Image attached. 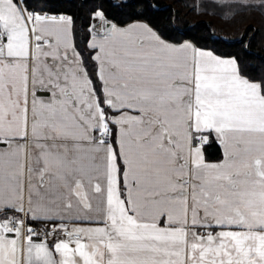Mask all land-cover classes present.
Listing matches in <instances>:
<instances>
[{
    "label": "snow or ice",
    "instance_id": "1",
    "mask_svg": "<svg viewBox=\"0 0 264 264\" xmlns=\"http://www.w3.org/2000/svg\"><path fill=\"white\" fill-rule=\"evenodd\" d=\"M179 2L0 0V264H264V0Z\"/></svg>",
    "mask_w": 264,
    "mask_h": 264
},
{
    "label": "trees",
    "instance_id": "2",
    "mask_svg": "<svg viewBox=\"0 0 264 264\" xmlns=\"http://www.w3.org/2000/svg\"><path fill=\"white\" fill-rule=\"evenodd\" d=\"M162 3H163V4H168V5H175V7L181 11V14H182V15H183V14L185 13V11H186V9H184V8L182 7V5L180 4L179 0H162ZM187 18H188L189 20H191V21H194V19H196V18L191 17V16H189V17H187ZM201 19H211V18L204 17V18H201ZM252 23L258 25V23H259V18L257 17V19H256V20H253ZM221 34L224 35V34H226V33H221ZM261 37H264V32H262V33H261V36H258L257 39L259 40V39H261ZM253 51H254V52H258L260 55H264V47H257V46L254 44V46H253ZM256 67H257V64H256L255 62H252V63L250 64V69H251V68H256Z\"/></svg>",
    "mask_w": 264,
    "mask_h": 264
}]
</instances>
